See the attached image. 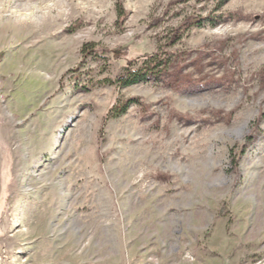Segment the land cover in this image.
I'll return each mask as SVG.
<instances>
[{"label":"rangeland","instance_id":"374dc122","mask_svg":"<svg viewBox=\"0 0 264 264\" xmlns=\"http://www.w3.org/2000/svg\"><path fill=\"white\" fill-rule=\"evenodd\" d=\"M121 1L0 0V264H264V0Z\"/></svg>","mask_w":264,"mask_h":264},{"label":"trees","instance_id":"16d2710c","mask_svg":"<svg viewBox=\"0 0 264 264\" xmlns=\"http://www.w3.org/2000/svg\"><path fill=\"white\" fill-rule=\"evenodd\" d=\"M228 0H216V7L220 8L223 6ZM116 9L118 13V21L120 25H122L125 22L126 19V11L125 7L123 5V2L121 0H117ZM211 18L207 16H202L198 14H191L187 15L184 18L183 24L187 27L192 25H202L205 21H209L211 23H215L214 20H209ZM181 26H177L174 28L168 37V45H173L176 43L178 39L181 37ZM83 53L86 55L91 54L94 51V47L92 44H86L83 46ZM175 50L173 49H167V50H161L160 52H153L146 56L144 59V67H134L132 66V62H129L124 70L120 72L115 79H106L107 82L111 83H119L121 85H130L133 83H136L142 79H145L149 73H153L154 75H157L160 73L161 70L168 67L170 61L173 58V55H175ZM164 55V56H163ZM134 101V98H126L123 101H120L111 109L109 114L106 116V118L111 116H120L122 113H124L128 105Z\"/></svg>","mask_w":264,"mask_h":264}]
</instances>
